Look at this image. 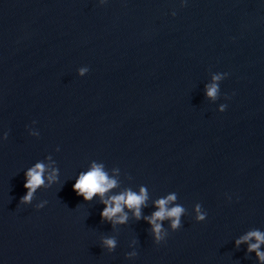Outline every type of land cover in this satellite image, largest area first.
<instances>
[{"label": "water", "instance_id": "1", "mask_svg": "<svg viewBox=\"0 0 264 264\" xmlns=\"http://www.w3.org/2000/svg\"><path fill=\"white\" fill-rule=\"evenodd\" d=\"M37 162L58 180L20 204ZM93 163L118 182L105 199L147 188L142 217L175 192L182 226L164 220L156 244L127 208L126 224L102 221L100 197L73 191ZM253 230L264 232V0H0V264H260L235 244Z\"/></svg>", "mask_w": 264, "mask_h": 264}, {"label": "clouds", "instance_id": "2", "mask_svg": "<svg viewBox=\"0 0 264 264\" xmlns=\"http://www.w3.org/2000/svg\"><path fill=\"white\" fill-rule=\"evenodd\" d=\"M175 15V13H173ZM87 67H81L78 69V75L83 77L88 73ZM227 76V73L222 75H215L212 77L213 83L206 84V96L212 100H215L220 90L219 84L216 81H221ZM227 105L221 104L219 111L224 112ZM7 133L4 134V138L7 139ZM32 136H39V133H30ZM59 150V149H57ZM48 169L42 162H37L29 167L25 172L24 188L27 190L26 194L21 198L20 204L29 205L32 203L34 194L37 189L45 185V181L51 183L58 180V169H52L51 173L46 176ZM117 180L110 178L104 171L103 165L93 163L90 169L86 172H81L73 185V191L83 197L84 201H91L94 197L99 196L101 203L104 204V209L101 212V219L104 222L110 223L115 226L117 224H126L128 222V213L125 212V208L132 212L133 217L136 220L143 218L151 225V234L156 244H160L165 241L168 234L163 228V221L169 220L170 227L173 231L178 230L181 226V218L185 214V208L175 203L177 201V194L175 192L168 194L165 197L157 199L154 204L156 211L151 216L142 217L141 209L146 206L147 188L141 187L139 194L131 190H126L118 195H113L105 199V194L111 189L117 187ZM47 201H42L35 205L37 209H41L45 206ZM195 220L197 222H203L207 217V212L202 211V206L197 203L194 206ZM255 241L252 243L251 241ZM136 243V241H134ZM247 243L248 251L255 252L260 264H264V251H261V245H264V232L260 230H253L247 232L235 241L237 247L240 244ZM102 248L107 249V252H113L117 247V240L114 237H103L101 241ZM126 259L136 257L137 252H128L125 254Z\"/></svg>", "mask_w": 264, "mask_h": 264}]
</instances>
